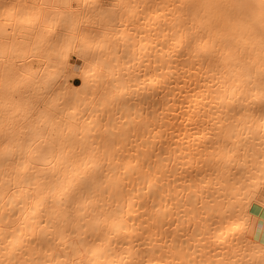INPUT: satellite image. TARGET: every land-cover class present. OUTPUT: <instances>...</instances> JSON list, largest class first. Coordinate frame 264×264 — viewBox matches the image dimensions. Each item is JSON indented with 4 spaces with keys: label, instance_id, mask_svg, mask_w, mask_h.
Segmentation results:
<instances>
[{
    "label": "bare ground",
    "instance_id": "1",
    "mask_svg": "<svg viewBox=\"0 0 264 264\" xmlns=\"http://www.w3.org/2000/svg\"><path fill=\"white\" fill-rule=\"evenodd\" d=\"M0 264H264V0H0Z\"/></svg>",
    "mask_w": 264,
    "mask_h": 264
},
{
    "label": "rangeland",
    "instance_id": "2",
    "mask_svg": "<svg viewBox=\"0 0 264 264\" xmlns=\"http://www.w3.org/2000/svg\"><path fill=\"white\" fill-rule=\"evenodd\" d=\"M73 64H75V62H73ZM259 227L261 226V224L260 225H258Z\"/></svg>",
    "mask_w": 264,
    "mask_h": 264
}]
</instances>
